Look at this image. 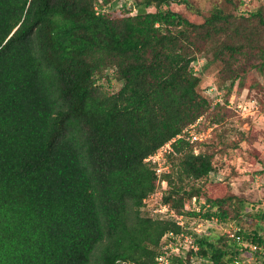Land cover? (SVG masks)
<instances>
[{
  "label": "trees",
  "instance_id": "trees-1",
  "mask_svg": "<svg viewBox=\"0 0 264 264\" xmlns=\"http://www.w3.org/2000/svg\"><path fill=\"white\" fill-rule=\"evenodd\" d=\"M224 1L204 14L189 0H0V264H155L168 233L198 247L170 264L240 257L225 233L195 234L188 219L255 222L240 235L264 264V214L230 191L211 196L215 152L179 137L202 117L224 118L198 90V55L225 62L226 93L244 70L224 51L256 52L264 74V8L245 16ZM104 81L121 85L109 92ZM168 143L158 175L145 160ZM161 181L160 209L182 225L143 213ZM192 200L198 211L186 209Z\"/></svg>",
  "mask_w": 264,
  "mask_h": 264
},
{
  "label": "rangeland",
  "instance_id": "rangeland-1",
  "mask_svg": "<svg viewBox=\"0 0 264 264\" xmlns=\"http://www.w3.org/2000/svg\"><path fill=\"white\" fill-rule=\"evenodd\" d=\"M127 3H134L135 0H125ZM237 7L235 14L248 16L257 8H264V0H234ZM191 6L204 13L216 5L224 4V0H189ZM119 1L113 0V6L117 8ZM130 6V5H129ZM151 10V9H148ZM130 11L134 12V8ZM184 17L191 18L194 22H201L202 18L191 13L184 7L180 8ZM264 37V32L259 31ZM221 35L220 39H223ZM256 54V55H255ZM206 56L197 57L193 63V69L200 78L198 90L202 95L207 97L211 105L221 106L223 109L216 110L219 115H224L223 121L219 124H211L208 116L199 119V122L193 127L192 131L202 130L210 131V137L205 144L195 146V152L201 147L209 148L215 152L214 164L215 173L211 174L205 181L211 196L218 197L229 193L244 198L252 208L259 213L264 214V74L252 66L257 63L258 54H238L235 58H229L228 52L224 51L227 56L225 61H232L233 67L243 68V78L241 81L236 80L230 91L226 93V88L231 84L230 79L223 81V75H228L229 69L226 68L225 62L206 60L211 57L210 53ZM232 67V68H233ZM239 70V69H238ZM103 87L109 92H115L120 83L102 82ZM241 84V86H240ZM234 142L239 145L233 148ZM164 149H160L156 156H161ZM154 156V158L156 157ZM163 186L160 185L153 194L145 200L143 213L151 217H160V199ZM202 204V201L200 202ZM188 207L198 211L199 204L192 200ZM193 221V222H192ZM191 224L201 222L204 231L208 235L224 234L235 226L241 225L245 230L252 231L255 222H243V226L229 224L226 226L217 223L216 220H192L188 219ZM260 234L264 237V223L259 224ZM241 256V254H240ZM198 264H206L199 261Z\"/></svg>",
  "mask_w": 264,
  "mask_h": 264
},
{
  "label": "built area",
  "instance_id": "built-area-1",
  "mask_svg": "<svg viewBox=\"0 0 264 264\" xmlns=\"http://www.w3.org/2000/svg\"><path fill=\"white\" fill-rule=\"evenodd\" d=\"M117 1V0H115ZM119 6L117 8L122 7L123 3H125V0H118ZM96 12L98 13V6L95 8ZM193 127H190L189 129L185 130L184 134L179 137H184L186 140H188L190 143L195 142H204L206 139L210 137V131H192ZM163 153L161 156H156L154 154L153 156H150L145 161H150L152 163H155L157 166L155 168V172L159 175L160 173H163L168 170L167 166H164L163 162V154L170 150V144H166L163 148ZM154 156H156L154 158ZM163 187H165L166 183L164 181H161L160 183ZM189 207L186 206V209ZM160 213H162L163 216L172 217L174 216L172 213L167 214V208L163 206L160 210ZM176 218L177 223L182 225V216H174ZM203 224L201 222H196L193 225V232L195 234H201L204 233ZM240 227L235 226L232 229L226 230L224 233L230 239L231 241L237 243L240 245L242 252L241 256L237 259H234L230 264H260V260L263 258V251L262 248L259 247L257 244L247 242L245 241L242 236L240 235ZM166 242L164 243L162 247V251L157 256L155 260V264H170V257H182L186 259L187 252L189 250L195 251L198 250L197 245L194 242V238L192 234H174V233H168L165 236ZM188 264H198L199 261H202V259L191 255L188 259Z\"/></svg>",
  "mask_w": 264,
  "mask_h": 264
},
{
  "label": "water",
  "instance_id": "water-1",
  "mask_svg": "<svg viewBox=\"0 0 264 264\" xmlns=\"http://www.w3.org/2000/svg\"><path fill=\"white\" fill-rule=\"evenodd\" d=\"M129 10H132L133 9V5L130 4V6L128 7Z\"/></svg>",
  "mask_w": 264,
  "mask_h": 264
}]
</instances>
